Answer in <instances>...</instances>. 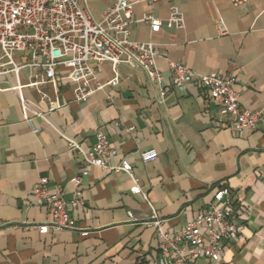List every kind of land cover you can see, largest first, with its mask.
<instances>
[{"label": "crops", "instance_id": "1", "mask_svg": "<svg viewBox=\"0 0 264 264\" xmlns=\"http://www.w3.org/2000/svg\"><path fill=\"white\" fill-rule=\"evenodd\" d=\"M174 1L185 14L184 28L167 21L170 5L164 0L134 7L136 17L152 13L164 21L159 32L144 22L132 30L133 39L156 43L167 57L158 59L167 91L163 101L160 86L125 63L116 72L110 62L99 64L97 79L104 88L83 103L75 101L73 83L45 82L40 69L0 76V264H154L160 251L154 222L165 231H180L208 207L218 187L232 190L240 209L238 232L219 261L196 264H264V0L240 6L230 0ZM89 3L100 18L111 0ZM220 19L225 35L216 27ZM16 59L21 64L27 56ZM169 60L202 74L233 71L241 105L262 113L259 127L242 133L218 127L216 105L198 87H171ZM116 73L119 84L111 86ZM18 89L44 117L33 111L25 117ZM40 91L50 99H42ZM99 127L118 148L112 164L126 157L134 179L123 171L91 168L82 186L86 206L73 211L89 234L42 233L39 226L48 224L50 215L32 203L35 185L47 177L51 189L60 185L70 197V180L84 160L67 139L88 149ZM148 149L159 157L145 163L140 154ZM135 182L152 206L131 191Z\"/></svg>", "mask_w": 264, "mask_h": 264}, {"label": "built area", "instance_id": "2", "mask_svg": "<svg viewBox=\"0 0 264 264\" xmlns=\"http://www.w3.org/2000/svg\"><path fill=\"white\" fill-rule=\"evenodd\" d=\"M160 0H111L100 18L93 14L89 0H0V76L19 73L23 68H36L44 73L45 82L57 86L60 81L73 83L74 99L87 102L90 96L104 85L98 82L97 66L110 62L116 72L118 65L125 63L143 69L150 80L160 86V100L167 95L163 87V74L158 59L166 57L156 43L132 38L133 27L140 22L149 24L153 33L159 32L164 21L152 13L136 17L137 4H154ZM169 3L167 21L175 28L185 27V14L174 0ZM240 6L248 0H230ZM218 33H228L224 22L216 23ZM27 56L19 64L16 57ZM167 58V57H166ZM172 70L173 89L185 91L195 85L218 110V127H229L237 133L255 130L263 120L262 113L244 107L235 88L236 74L213 71L202 74L182 62L169 60ZM43 82V81H42ZM39 82L35 83L38 85ZM119 84L116 75L108 82ZM41 93L42 99L49 100L48 94ZM18 97L26 118L33 111L44 117L41 111L32 110L29 102L18 89ZM134 127L128 131H134ZM39 132V129H35ZM70 149L82 155L84 165L71 178L74 190L68 197L65 189L56 185L48 186L49 179L41 178L33 189V204L44 206L49 215L48 224L39 226L42 233L53 230L79 231L87 236L89 231L78 226L73 211L86 206L83 181L90 175L91 168L100 167L109 171L126 172L134 179V168L126 157L120 164L113 165L118 148L111 143L103 127L95 132V142L85 149L74 139H67ZM141 159L147 163L156 160V149L142 151ZM134 194H141L149 205L147 195L135 182L131 188ZM240 209L234 202L232 190L218 187L208 207L188 221L178 232L163 229L160 221L154 225L160 240V251L154 264H196L200 259L219 261L225 245L233 241L238 232L235 215ZM131 215V213H130Z\"/></svg>", "mask_w": 264, "mask_h": 264}, {"label": "rangeland", "instance_id": "3", "mask_svg": "<svg viewBox=\"0 0 264 264\" xmlns=\"http://www.w3.org/2000/svg\"><path fill=\"white\" fill-rule=\"evenodd\" d=\"M92 11H93L94 16H95L96 18H98L99 14H98L97 9H96V8L94 9V7H93Z\"/></svg>", "mask_w": 264, "mask_h": 264}]
</instances>
